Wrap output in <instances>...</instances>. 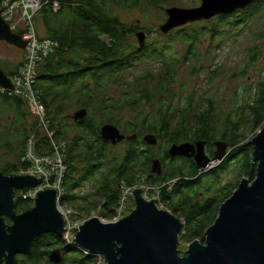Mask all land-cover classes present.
I'll return each instance as SVG.
<instances>
[{"label":"trees","instance_id":"trees-1","mask_svg":"<svg viewBox=\"0 0 264 264\" xmlns=\"http://www.w3.org/2000/svg\"><path fill=\"white\" fill-rule=\"evenodd\" d=\"M57 1L61 3L59 12L48 6L36 17L37 23L39 16L42 17L43 31L38 29L39 35L59 44L56 51L40 64L36 88L43 93L50 128L56 131L57 141L67 143L65 162L68 170L61 205L76 207L78 191L91 184L95 188L92 196L99 197L103 203L85 210L90 214L100 206L103 218L113 221L125 188L134 189L140 183L147 188L160 186L161 192L156 202L182 220L184 226L180 238L191 236L205 240L207 230L218 219L221 206L234 194L239 183L223 186V176L235 170L236 180L246 178L253 182L257 178L258 164L253 160L254 146L244 144L242 130L237 123L230 120L222 123L219 120L215 104H210L206 109L202 107L197 114L190 116L194 105L191 100H187L179 111L180 117L175 118L177 107L166 106L167 100L162 89L156 93L147 89L128 90L122 101H119L111 97L109 87L112 84L127 86L125 79L131 70L137 68V64L157 59L160 62L159 78L163 88L176 79L182 59L189 62L198 60L202 38L206 35H221L228 29L237 33L247 28L249 22L264 11V0H258L233 15L203 21L204 25L198 29L192 27L193 23L166 35L177 36V40L185 45L182 57L177 53L175 55L170 47L175 42L166 45L158 39L153 45L138 48L130 40L131 31L121 23L116 9H136L141 0ZM261 54L260 47L252 48L247 68L250 64L258 63ZM0 66L11 78L20 75L21 65L14 71H9L1 63ZM249 92V123L257 131L264 126V72L260 82ZM21 99L0 90V150L19 153L15 156L18 162L0 165V172L6 176H16L20 169L26 167L23 157L33 133L36 134L39 153L44 154L43 147L49 149L50 145L39 129L38 121ZM75 106L88 111V116L79 122L68 117ZM140 106H155L156 112L149 117H138L136 122L124 124L121 113ZM11 112L15 113L12 121L8 119ZM29 119L33 122L29 123ZM227 122L230 124L229 129ZM105 123L116 125L126 136L137 135L135 141H126L128 149L119 156L111 157L115 147L103 140L101 129ZM16 125H20L21 129L9 137L8 128L12 130V126ZM147 134L156 135L159 143L156 147L145 142L143 137ZM203 140L210 147L215 146L216 141H221L228 144L230 149L226 158L212 170L203 172L198 169L196 162L188 161L184 164L183 160L181 163L172 160L167 164L163 176L151 173L150 166L156 149L168 152L174 144ZM214 148L209 150L211 157L214 156ZM172 182V187L168 186ZM16 194L18 196V191ZM33 206L31 200L20 196L18 210L25 212ZM62 241V236L42 235L35 240L31 255L26 257L27 261L29 264H42L49 254V248L61 246L58 243ZM64 255L62 264H68V259L72 260L71 264L99 262L97 257L86 255L71 245L66 247Z\"/></svg>","mask_w":264,"mask_h":264},{"label":"water","instance_id":"water-1","mask_svg":"<svg viewBox=\"0 0 264 264\" xmlns=\"http://www.w3.org/2000/svg\"><path fill=\"white\" fill-rule=\"evenodd\" d=\"M258 0H201L195 8H170L168 19L160 28L164 35L189 24L210 21L218 16L233 15ZM0 41L16 45L23 50L22 38L14 34L1 17ZM140 47L146 46L147 35L137 33ZM31 44V43H30ZM0 88L14 90L11 77L0 66ZM88 116L81 109L73 118L79 122ZM101 135L105 143L116 145L122 141H134L137 135L126 136L112 124L103 126ZM150 145L156 138H144ZM207 142L175 144L170 148L172 157L186 156L199 151L197 167L204 170L213 161L221 162L229 154L228 144H219L213 157L206 154ZM253 160L258 164L257 178L244 179L234 194L221 206L215 224L206 233V242L189 246L186 256L179 251L180 235L184 223L169 211L161 209L156 201L146 200L141 190H134L136 209L118 222H103L92 217L79 227L73 239L78 249L92 255L101 254L104 264H264V128L252 141ZM161 163H153V173L160 174ZM43 178V177H42ZM42 183L31 177L6 176L0 172V264H13L17 255L29 256L36 238L50 233L63 236L66 231L64 215L55 190L38 194L35 207L18 215L16 192L38 187ZM8 218L13 225L6 223ZM53 263L63 261L62 251L50 254Z\"/></svg>","mask_w":264,"mask_h":264},{"label":"rangeland","instance_id":"rangeland-1","mask_svg":"<svg viewBox=\"0 0 264 264\" xmlns=\"http://www.w3.org/2000/svg\"><path fill=\"white\" fill-rule=\"evenodd\" d=\"M198 3L201 4V0H141V3L136 9L127 8L123 10L117 8L116 14L118 15L121 23L127 27L126 29L131 31L130 35L132 36L130 40L138 48L141 47L138 41L137 33L144 32L147 35L146 45H153L158 39H161V41L166 43V45H169L167 44L169 42H175V44H172L170 47L175 55L177 53V55L180 54V57H182L185 51V45L182 41L177 40V36L164 35L160 31V28L168 19V9L174 7L190 9L198 7ZM41 20L42 17L40 15L38 23L36 21V24L38 29L43 31ZM202 25H204V23L199 22L193 24L192 27L194 29H198V27H201ZM160 34L164 36L162 37ZM231 35H235V37L232 38ZM199 46L198 60L189 62L186 59H182V63L178 67L176 79L169 84H165L163 88V83L159 78V74L161 72L160 62L157 59H150L137 64V68L129 72L125 79L127 86L122 87L117 84H112L109 87L111 89V97L122 101L123 95L128 90L147 89L156 93L162 89L164 97L167 100L166 106L169 105L177 107L178 112L174 114L175 118L180 117L179 111L187 100H191L194 105L193 113L189 114L190 116L197 114L199 109L202 107L206 109L210 104H215L220 115L219 120L222 123L226 120L237 123L242 130V140L244 141V144L249 143L253 145L252 141L263 131L264 128L263 126L262 129L257 131L253 129L252 124L249 123L251 118L248 106L251 102V94L249 91L260 82L262 72H264V11L254 17L249 22L247 28L238 30L237 33L228 29L221 35H206L205 38H202ZM256 46L260 47L262 54L259 57L258 63L254 65L250 64L251 66L247 68V65L250 63L249 52ZM24 60L25 56L22 48L0 41V63L6 69L14 71L20 65L22 69ZM244 72H246V75H244ZM149 74L151 77L148 78ZM152 76L154 78H152ZM80 110L81 109L76 106L73 107L70 111L71 114H69L68 117L70 118L71 116H74ZM155 112V106H140L135 109H127L124 113H121V117L125 122L124 124H127L130 121L136 122L138 117H149L154 115ZM8 119L10 121L15 119V113L11 112V116H9ZM71 119L73 120V118ZM32 122L33 120L31 119L30 121L29 119V123ZM187 122H189V120ZM108 124L111 123H105L103 126ZM229 128L230 124L227 122V129ZM18 129H21L20 125L12 126V130H9L8 128L7 133L9 134V137L14 136L15 131ZM134 135L132 134L129 136ZM216 142L223 143L221 141ZM114 147L115 149L113 150L111 157H115V155L119 156L125 149H128V142L122 141L121 143L114 145ZM228 151H230L229 147ZM159 152L160 151L158 149V151H155L154 154H158ZM207 152L209 151L207 150ZM18 154V152L12 154L9 151L0 150V165L5 166L8 163L14 164V162H18V159L15 157ZM220 163L221 162L219 161L215 162V164L212 165L208 171L212 170ZM244 179L246 178L236 180V171L231 170L223 176V186L230 183L234 186V183L239 181L237 185L238 188ZM207 180H209V178ZM150 188L151 187H149V189ZM134 189L141 190L144 197L147 194L148 199L145 197L146 200H156V193L151 190H147L145 184L140 183V185ZM94 190V185L91 184H87L79 190L77 193L79 201L78 204H75L76 207L73 205L63 207L60 204L62 208H60V210L63 212L62 214L64 215L65 222L67 225L68 222L70 223L68 228H72V232L92 217H97L105 223L109 222L103 218V211L100 206L98 210H94L90 214L85 210L88 207L97 206V204L102 205L103 203L99 197L92 196L94 194ZM133 191L134 190H132L131 194L129 193L127 195L125 205L128 209L126 216L132 213L131 210H135L137 206ZM22 193L23 191H18V199ZM131 197H133V199ZM159 207L166 210L162 205ZM126 216H124V218ZM75 237L76 233L72 234L71 239H74ZM204 238L205 240L203 239L202 241L199 238H192L191 236L180 238L178 249L182 253L181 256H186L189 246L194 242L199 241L201 244H205L206 234ZM194 239L197 240L193 242ZM62 240V247H65V249L68 245H71L66 241L65 233L62 236ZM73 246L74 245H71V247ZM49 252H52V250ZM17 259H19L17 264H29L25 257H19ZM71 261L72 260L68 259L67 263L71 264ZM101 264H104V262L101 261Z\"/></svg>","mask_w":264,"mask_h":264},{"label":"built area","instance_id":"built-area-1","mask_svg":"<svg viewBox=\"0 0 264 264\" xmlns=\"http://www.w3.org/2000/svg\"><path fill=\"white\" fill-rule=\"evenodd\" d=\"M48 6H51L55 12L61 10V3L57 0H0L2 19L14 34L20 36L24 43L28 44L24 49L25 60L22 74L12 78L14 90L2 88L0 90L1 92H10V94L21 97L26 102L31 115L39 123L40 131L47 137L50 144L48 146L49 149L43 147V150H45L44 154L39 153L37 150L36 134L33 133L25 148L23 161L26 163V167L20 169L19 175L37 180L42 179V183L38 187L27 188L28 191L23 192L21 195V198L32 201L36 200L40 192L46 190H55L58 194V201H60L65 193V177L68 170L65 162L67 143L66 141H57L56 131L50 128L46 106L43 103V93L36 88L40 64L59 47L58 42L41 37L38 33L36 17L44 7ZM215 162L217 161H213L202 171L207 172ZM172 185L173 182L168 184L170 187ZM146 189L155 191L156 200H159L160 186L151 187L150 189L146 187ZM132 190L135 189L125 188L123 190V197L119 208L116 210L115 218L109 222H118L127 215L128 208L125 204L127 195L131 194ZM145 197L148 199L147 194ZM68 225L66 224V241L86 255L97 257L98 264H101V261L105 263V259L101 254L92 255L85 250L77 248L71 237L72 234H77L79 227L74 229L73 233L72 228H68Z\"/></svg>","mask_w":264,"mask_h":264},{"label":"flooded vegetation","instance_id":"flooded-vegetation-1","mask_svg":"<svg viewBox=\"0 0 264 264\" xmlns=\"http://www.w3.org/2000/svg\"><path fill=\"white\" fill-rule=\"evenodd\" d=\"M201 4H199V6H200ZM1 42H3V43H7L6 41H1ZM14 46H16V45H14ZM16 47H18V46H16ZM18 48H20V47H18ZM146 137H148V139L150 140L151 138H156L157 139V137H156V135H154V134H147V135H145L144 136V138H146ZM135 141V140H134ZM157 141H158V139H157ZM198 142H201V141H198ZM202 142H204V141H202ZM147 143V142H146ZM196 143L197 142H190V141H187V142H183V143H177L178 145H182V144H192V145H196ZM159 143L157 142V144H155V145H150V146H152V147H156L157 145H158ZM219 144H222V143H219V142H216L215 143V146H213V147H210L209 145H205V150H206V154H208L209 155V152H207V150L209 151L210 150V148H211V150L214 148V150H215V152H214V154L217 152V150H218V147H219ZM175 145V144H174ZM155 151H158L157 149L155 150ZM160 151V150H159ZM198 153H199V151L197 150V151H195L194 153H192V152H187L186 153V156H178V157H172L171 155H170V149H169V151L168 152H166V151H160L158 154H155L154 155V157H153V161H152V164H151V166H150V171H151V173L153 174V175H156V176H163L164 175V173H165V171H166V166H167V164L168 163H170V162H172V160H176V162L175 163H181V161L183 160V163L184 164H186V162H188V161H190V162H196V156L198 155ZM157 160H159L160 161V163H161V169H160V174H158V173H153V163H154V161H157ZM196 164H197V162H196ZM20 198V197H19ZM18 198H17V195H16V197H15V201H16V212H17V214L18 215H21V214H23V213H25V212H21L20 210H18L17 208V204H18ZM31 202L34 204V206L33 207H35V201H32L31 200ZM33 207H31V209L33 208ZM31 209H29V210H31ZM29 210H27V211H29ZM6 223L9 225V226H11V225H13V223L8 219V218H6ZM55 235V234H50V233H46V234H43V235ZM41 237V236H40ZM39 238V237H38ZM37 239V238H36ZM35 239V240H36ZM35 242V241H34ZM34 244V243H33ZM58 245H61V247H62V243L61 242H59L58 243ZM32 248H33V246H32ZM58 249H60L61 251H62V255H63V261H64V257H65V255H64V252H65V247H62V248H60V246L58 247H55V248H49V250H52V252L54 251V250H58ZM50 254H51V252H49V254H48V256L46 257V260H44V261H42V264L43 263H46V264H56V263H53L52 261H51V259H50ZM31 255V254H30ZM29 255V256H30ZM19 257H27V256H25V255H21V254H19V255H17V257H16V259H15V261H14V263L13 264H15V262H16V260H17V258H19ZM62 261V262H63ZM62 262L60 263V264H62ZM29 263V262H28ZM2 264H5V263H2Z\"/></svg>","mask_w":264,"mask_h":264},{"label":"bare ground","instance_id":"bare-ground-1","mask_svg":"<svg viewBox=\"0 0 264 264\" xmlns=\"http://www.w3.org/2000/svg\"><path fill=\"white\" fill-rule=\"evenodd\" d=\"M25 55V54H24ZM22 74V69H21V72H20V75ZM7 93V92H6ZM22 100V99H21ZM20 172V171H19ZM67 174V173H66ZM16 176H21L19 175V173L16 175ZM35 201V200H34ZM59 205H60V201H58ZM56 235V234H55Z\"/></svg>","mask_w":264,"mask_h":264},{"label":"clouds","instance_id":"clouds-1","mask_svg":"<svg viewBox=\"0 0 264 264\" xmlns=\"http://www.w3.org/2000/svg\"><path fill=\"white\" fill-rule=\"evenodd\" d=\"M38 29V28H37ZM12 79V78H11ZM222 162V161H221ZM17 195V194H16ZM156 201V200H155Z\"/></svg>","mask_w":264,"mask_h":264}]
</instances>
